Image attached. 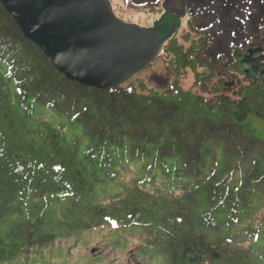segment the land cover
Returning <instances> with one entry per match:
<instances>
[{"label": "trees", "instance_id": "16d2710c", "mask_svg": "<svg viewBox=\"0 0 264 264\" xmlns=\"http://www.w3.org/2000/svg\"><path fill=\"white\" fill-rule=\"evenodd\" d=\"M250 117L262 80L210 101L71 82L0 2V264L92 233L139 264H264Z\"/></svg>", "mask_w": 264, "mask_h": 264}, {"label": "flooded vegetation", "instance_id": "af4514ba", "mask_svg": "<svg viewBox=\"0 0 264 264\" xmlns=\"http://www.w3.org/2000/svg\"><path fill=\"white\" fill-rule=\"evenodd\" d=\"M111 2L121 19L154 31L152 40L165 29L174 32L155 61L143 71L151 73L150 89L156 95L188 94L206 101L217 95L234 98L241 86L264 81V77L257 80L253 72L248 75L243 63L252 51L261 50L252 58H263L261 65H264V0ZM162 19L165 26L159 25ZM163 70L167 71L164 75ZM263 70L262 66L258 73ZM190 75L194 87L200 91L198 95L186 91L181 84Z\"/></svg>", "mask_w": 264, "mask_h": 264}, {"label": "water", "instance_id": "95a60500", "mask_svg": "<svg viewBox=\"0 0 264 264\" xmlns=\"http://www.w3.org/2000/svg\"><path fill=\"white\" fill-rule=\"evenodd\" d=\"M25 37L71 82L110 90L150 66L174 32L165 29L156 40L152 30L124 22L110 0H0ZM165 26V21L159 25ZM246 57V73L258 70L263 58ZM250 63H253L251 66Z\"/></svg>", "mask_w": 264, "mask_h": 264}, {"label": "rangeland", "instance_id": "374dc122", "mask_svg": "<svg viewBox=\"0 0 264 264\" xmlns=\"http://www.w3.org/2000/svg\"><path fill=\"white\" fill-rule=\"evenodd\" d=\"M118 14L120 15L119 12ZM166 72L163 70L161 74L164 75ZM150 76V72H143L125 83L124 86L134 89L140 94H155L150 89ZM181 84L186 91H191L196 95L200 93L199 89L194 87L191 75L187 80H181ZM211 97H214V95H211ZM244 128L246 133L264 140V118L250 117L245 122ZM1 229L2 232H7L10 225L4 224ZM104 234H86L79 242L67 239L58 241L54 247L39 253L34 252L31 256L20 260L18 264H139L134 252H131V248H136V243L131 242L128 249H125L124 246L115 249L116 247H113L110 241L103 239ZM121 243H123V240ZM105 245L110 246L105 247Z\"/></svg>", "mask_w": 264, "mask_h": 264}]
</instances>
